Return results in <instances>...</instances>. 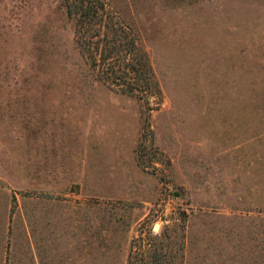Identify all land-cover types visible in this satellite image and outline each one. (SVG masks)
Masks as SVG:
<instances>
[{
	"label": "rangeland",
	"instance_id": "1",
	"mask_svg": "<svg viewBox=\"0 0 264 264\" xmlns=\"http://www.w3.org/2000/svg\"><path fill=\"white\" fill-rule=\"evenodd\" d=\"M105 2L0 0V264H264V0Z\"/></svg>",
	"mask_w": 264,
	"mask_h": 264
},
{
	"label": "trees",
	"instance_id": "2",
	"mask_svg": "<svg viewBox=\"0 0 264 264\" xmlns=\"http://www.w3.org/2000/svg\"><path fill=\"white\" fill-rule=\"evenodd\" d=\"M63 1L67 16L74 22L75 42L89 68L95 69L96 76L108 85L123 89V82H117L109 75L118 71L121 65L126 67L121 71L125 75L128 69L136 71L137 66L128 63L127 58L118 52L119 46H122L121 50L130 51L134 45L132 40L119 44L120 22L108 13L105 0Z\"/></svg>",
	"mask_w": 264,
	"mask_h": 264
}]
</instances>
